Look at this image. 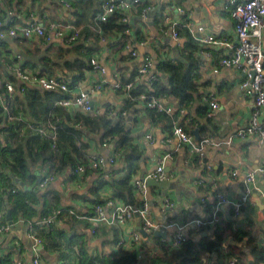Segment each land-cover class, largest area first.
I'll list each match as a JSON object with an SVG mask.
<instances>
[{"label":"crops","instance_id":"crops-1","mask_svg":"<svg viewBox=\"0 0 264 264\" xmlns=\"http://www.w3.org/2000/svg\"><path fill=\"white\" fill-rule=\"evenodd\" d=\"M142 1L141 5L130 14L131 33L126 37L120 33H106L103 24L97 26L103 30L105 41L102 42L94 29V17L100 12L103 0H0V20L7 23L11 17H15L13 22L17 25H25L34 20L50 30L51 25L64 22L75 25L80 31L78 41L70 46L56 39L50 46L52 48H49L36 37L31 39L18 37L11 42L5 41L6 45L0 47L2 53L0 82L11 80V77L17 82L11 71L17 55L26 53L28 56L38 58L46 49L45 55L39 60V65L29 60L26 61V65L35 71L46 69L49 74L67 78L72 82V95L81 91L90 92L93 106L92 112L85 113L76 105L64 108L58 102L55 103V107L63 109L65 120L57 114L53 115L50 119V129L44 124H39L36 117L33 118L29 106L19 107L18 100L15 99L11 103L10 110L3 109V116L10 121H16L10 119L17 118L12 111L14 107V111L21 110L18 111L19 114H24L29 121L50 130L55 138L58 126L52 119L57 123L64 121L72 125L68 119L73 120L82 113L94 118H103L112 126L121 123L129 137V144L135 146L140 154L138 170L133 175L132 181L151 174L156 169L161 155L166 153L172 155L165 169L169 187L161 189L149 186L146 193L155 222L168 225L188 224L193 220L210 221L213 213L204 206L202 199L206 198L213 203L214 194L220 192L229 201L219 207L216 213L217 221L214 224L204 227H195V224H191L187 227L185 234L189 237L188 243L193 242L196 246L195 251L200 253V260L191 264H224L234 257L242 264H264L258 257L259 252H264V211H261L254 202L251 189L254 185L264 204V180L261 175H258L255 183L250 184L252 195L249 201L243 204L239 216H235L233 205L245 195L247 190L245 175L264 165V141L256 136L243 139L235 135L251 125L255 113H259V122L264 125V108L256 107L252 98L244 96L240 88L243 79L241 72L220 66L221 59L230 55L232 49L225 45L200 41V38L205 39L208 35H214L231 45L237 42L235 21L223 10L226 0ZM144 6L154 7V12L142 17L141 10ZM166 16H171L173 21L181 23L178 29L180 34L178 41H175L166 30L164 25ZM199 27L205 28V33L200 34V38L197 36ZM146 39H149L148 43L140 46L139 42ZM188 41H192L194 45L189 49L186 48ZM128 44L131 49L126 48ZM79 46L88 50L91 59L95 58L103 65L106 73L94 71L91 63H88L89 68L84 70L83 79L77 81L76 78L80 75L78 71L75 69L68 71L63 64L66 60L71 61L77 56L74 49ZM60 49L72 52L64 59L61 57ZM131 50H136L138 55L132 56ZM188 55L191 59H187ZM145 56L152 58L155 63V73L162 81H167L169 75H161L159 70L161 63L180 62L184 65L185 71L194 69L196 92L189 105L182 106L179 99L160 93L148 96L155 98L165 107L172 108L174 114L169 115L149 109L147 101L141 97L144 94L131 100L130 94L134 86L145 85V81L138 75ZM47 59L58 62L61 67H56L53 71L48 70L44 66ZM131 78L133 82L128 83ZM119 81L124 85L132 84V89L129 92L115 90L114 85ZM98 85H102V89H96ZM212 101L218 104L217 109L211 107ZM181 110H184V113H181ZM152 112H157L158 115ZM37 113L44 118L41 108H38ZM176 124L182 125L189 134L198 129L201 139L212 137L219 145L208 146L205 157L201 158L192 153L188 147L179 144L173 134ZM52 127H55V131ZM75 128L83 131L82 141L90 147L87 155L111 157L116 153L119 157L116 165H106L98 170H92L86 165V173L76 180L71 177L72 168L69 166L62 171L53 172L49 165L38 163L31 165L30 175L20 178L16 177L8 167V163H12L13 159L9 157L10 161L7 162L0 156V227L10 228L8 232L0 233V264L19 262L31 264L33 241L27 232L31 226L34 227L36 236L44 241V248L40 253L43 264H85L89 258L119 259L131 252L135 255L141 254L145 262L153 264V261L162 259L166 254L181 251L188 243L180 250L170 249V241L175 230L161 232L163 234L154 232L144 236L141 219L137 216L123 228L103 227L93 234L92 225L88 221L78 220L66 214L59 224L53 226L63 234L59 236L56 232L52 238H45L42 235V229L38 227H44L39 226L38 223L43 217H47L41 216L44 204L42 195H47V203L55 197L58 198L60 204L56 209H71L78 214L90 216L96 205L94 201H102L99 202L101 204L107 198L116 197L111 183L122 179L128 172L125 162L126 150L118 149L114 143H110L107 148L102 146L104 141L102 135L105 130L95 132L82 123L76 124ZM4 135L0 133V136ZM148 136H152V139H148ZM232 137L230 146L224 144ZM1 140L3 141V137ZM208 167H211V170ZM235 170L239 172L237 177L232 176ZM48 175L55 176V180L44 189L36 188L38 180ZM30 176H35V179L32 181ZM10 180L14 185L12 192ZM104 182L106 184L102 188L95 190ZM18 192L26 193V196L20 197ZM31 193L38 198L36 205L31 204L36 210V213L31 212L32 215L29 213L30 209H25L23 212L20 208L24 199L32 200ZM134 195L136 203H139L142 197ZM165 198L174 201L176 204L174 210L162 211ZM56 209L53 208V212ZM217 227L225 231V239L220 247L209 251L206 247L210 241H213L214 229ZM45 229L49 230V228ZM136 232L141 233L142 236L140 251L136 252V249L127 244L128 242L122 248L117 247L120 240H129L130 235ZM241 232L246 233L243 240L239 239Z\"/></svg>","mask_w":264,"mask_h":264},{"label":"built area","instance_id":"built-area-1","mask_svg":"<svg viewBox=\"0 0 264 264\" xmlns=\"http://www.w3.org/2000/svg\"><path fill=\"white\" fill-rule=\"evenodd\" d=\"M67 4L65 1H62ZM142 0H103L101 4L100 12L94 17L95 30L101 41L104 42L105 38L103 36V30L100 26L107 23L113 16L117 14L121 16V23L128 26V29L122 33L124 37L131 33L129 28L131 17L130 14L138 6L141 5ZM68 5V4H67ZM154 7L144 6L141 10L142 17H147L154 12ZM224 12L228 13L232 19L235 21V29L237 34V42L234 45L228 44L227 42L218 39L214 35H208L205 39L200 38L201 35L205 33L204 27H199L197 36L200 41L205 43H212L216 45H225L232 49L230 55H226L220 61V66L224 69H234L243 75L241 90L244 96L252 98L256 107L264 108V49H263V29H264V0H226L223 6ZM15 17H11L10 21L0 20V43L7 41V39H16L18 37H24L27 39L38 38L41 40L44 46L50 47L56 39L64 42V45H74L80 36L79 29L73 24L58 23L53 24L50 30L46 28L45 25L39 24L37 21H30L25 25H17L13 22ZM12 19V20H11ZM164 25L175 41L180 39V34L178 29L181 27L179 21H173L171 16H166L164 19ZM52 30V31H51ZM149 39L140 41V46H145ZM127 49H131L128 44ZM132 56H137L136 50H131ZM14 64L11 66V71L14 73L17 82L12 80H4L0 82V108L4 111L10 110L11 103L15 99L16 94L25 95L30 89H42L50 92L60 91L69 97L64 98L59 101L58 104L64 108L76 105L80 110L85 113H90L93 111V106L91 102L90 92L81 91L75 95L71 88L72 82L67 78L57 77L55 75L45 73L42 71H35L31 67L26 65V61L22 55H17ZM91 65L93 70L99 73H106V68L101 65L95 58L91 59ZM155 63L150 56H145L143 58L142 64L139 69V76L145 85L149 89H153L156 82L159 81L158 76L154 70ZM132 84L124 85L119 81L114 85L115 90H125L129 92L132 89ZM96 89H102V85H98ZM72 95V96H71ZM142 99L147 101V107L149 109L155 110L159 113H166L173 115L174 111L172 108L165 107L161 102L157 101L155 98H150L146 94L141 96ZM211 107L213 109L218 108V104L215 101L211 102ZM184 113V110H181ZM10 119H16V121L21 125H24L21 129L20 136L25 137L28 131L38 132L41 136L48 139L53 143V147H56L55 137L51 135V131L47 130L45 127L38 126L37 123H33L24 117V114H19L17 118L11 117ZM80 126V125H78ZM3 125L0 124V132L2 131ZM55 131V127H52ZM173 134L179 141L180 145H184L189 148V150L204 158L206 155V149L208 146H218L215 139L212 137H206L200 140H196L192 134H189L186 129L180 125L176 124L173 129ZM249 136H256L261 141H264V125L259 122V113H255L252 117L251 125L239 131L235 137L246 138ZM148 139H152V136H148ZM233 137L228 139L224 144L230 146L232 144ZM110 143H114V140H106L102 143L104 148H107ZM117 151V150H116ZM118 152V151H117ZM118 154H114L111 157H105L98 154H88L86 161H81L77 167L71 170V177L73 179H78L86 173V165H89L92 170H98L106 165H116L118 160ZM172 159L170 153L161 155L157 161L156 169L149 175L142 178L134 179L133 191L134 194L142 197L139 203H126L125 201L111 197L104 200L101 204H96L93 210V214L81 215L71 209L59 208L56 209L51 216L43 217L38 225L44 228H51L59 224L61 218L66 214L78 219L86 220L92 225V233L96 234L100 228H123L126 223L134 219L135 216L141 219L142 232L146 234L154 232H165L168 230H175L171 241V250H180L183 246L188 243L189 237L185 234L187 227L191 224H195V227H204L214 224L217 221L216 213L222 204L229 203L228 199L224 197L220 192L214 194V202L210 203L206 198L202 199L204 206L208 207L212 211L213 216L210 221L203 220H193L188 224L171 223L168 225H162L154 221L152 213L150 211L149 204L146 199V193L149 187V181L155 180L158 182L167 181L166 165L167 162ZM211 170V167H208ZM239 175L238 170L233 171L232 176L237 177ZM258 175H261L264 180V165L251 171L245 175V183L247 185V190L245 195L240 199L239 202L234 203V213L235 216L241 214V209L243 204L247 203L252 195L250 189V184L255 183ZM55 180V176L48 175L45 178L40 179L38 189H44ZM204 181H202L203 183ZM175 203L171 198H165L162 211L174 210ZM264 211V210H263ZM9 227H0V233L8 232ZM28 236L32 239L33 244L31 246L32 250V260L31 264H43L41 259V251L44 248L43 239L36 236L34 227L27 231ZM122 239L118 242L117 247L122 248L127 243L131 248L136 249V252L140 251L142 246V236L141 233L136 232L130 235L129 240ZM18 264H25L19 262ZM93 264H99L94 261ZM134 264H150L145 262L144 257L141 254L136 255V262ZM224 264H242L238 258H232L225 262Z\"/></svg>","mask_w":264,"mask_h":264},{"label":"trees","instance_id":"trees-1","mask_svg":"<svg viewBox=\"0 0 264 264\" xmlns=\"http://www.w3.org/2000/svg\"><path fill=\"white\" fill-rule=\"evenodd\" d=\"M102 26L106 33L122 34L128 29L127 25L121 23V16L118 14L113 16ZM85 31H87V29ZM137 38L141 39L142 37ZM5 45V41L0 43V47ZM190 46H194L192 41H188L186 48L189 49ZM74 50H76L77 56L71 61L66 60L63 66L68 71H72L74 69L77 70L80 74L76 78L78 81L83 79L84 70L89 68L88 63H91V55L83 46L75 47ZM60 51L62 54L61 57L64 59L72 52L71 50L67 49H60ZM0 56H2L1 51ZM187 59H191L189 55L187 56ZM44 66L51 71H53L56 67H61L58 62H54L51 59L45 60ZM159 70L162 73L161 75H169L168 80L162 81L160 79L159 82L155 83L153 89L147 88L146 85H135L130 94L131 100L141 96L142 94L152 96L160 93L179 99L182 106L189 105L193 101V94L196 92V84L194 82L193 75L194 69L191 68L185 71L184 65L182 63L167 61L159 65ZM11 80L15 82L12 77ZM127 82H133L132 78ZM74 83H76V81ZM67 97H69V95H65L60 91L50 92L42 89H30L25 95L16 94L15 100H18L17 102L19 107L29 106L32 111L31 115L33 118L36 117L38 119L36 121H39V124H44L46 128L50 129V119L53 115L57 114L60 117H63V120H65L63 109L60 107H55L54 104ZM38 108L42 109L44 118L40 117L37 113ZM12 111L15 114V117H17L19 114L18 111L21 110L14 111V107H12ZM152 113L156 114L157 112ZM156 115H158V113ZM52 120L58 126L55 132L57 134V137L55 138L56 147H53V143L51 141L44 138L35 131H28V135L26 137L20 136L21 129H23L25 126L22 124L20 125L17 121H10L5 118L3 116V109L0 108V124L3 125L2 131L0 133L5 134L4 136H0V156L7 162L10 161L9 157L13 159L12 163H8V167L16 177L22 178L24 176L30 175L31 165L38 163L49 165L50 170L53 172L62 171L68 166L72 169L77 167V165L81 162V158L85 160L87 152L90 148L88 144L82 141L83 131L75 128L76 124L82 123L83 126L90 128L95 132L105 130L104 134L102 135V141H112L115 138V144L117 145V148L126 150L125 162L128 166L127 175L120 180H114L111 183V186L113 187L117 198L125 201L126 203H136L132 177L138 170L140 154L138 153L135 146L129 144V137L123 130L121 123H118L116 126H112L110 122L103 118H94L89 114L87 115L82 113H79L73 120L70 118L68 119L72 125L64 121L57 123L55 119ZM2 137L3 141L1 140ZM29 178L33 181L35 176H30ZM5 179L9 180L8 177H5ZM9 183L12 192L14 185L11 180ZM105 184V182L100 183V186L96 187L95 190L98 191ZM31 194H33V196H31L33 197L32 200L29 201L30 199H27L26 201L24 199L21 202L22 205L20 207L23 212L25 209H30V215H32L31 212L36 213V210L31 207V204L35 203L36 205L38 203V198L34 196L35 194ZM18 195H20V197H24L26 196V193L24 194L22 192H18ZM46 197V194L41 196V199L44 201L41 216H48L52 214L53 208L56 209L60 204L59 199L56 197L51 202L48 201L47 203ZM99 202L102 201H94V204H99ZM38 229H42L41 233L43 236H45V238H52L56 232L59 236L63 234V232L58 231L54 227L49 230L39 227ZM245 237L246 233L241 232L239 234L240 240H243ZM224 239L225 231H221L220 228L217 227L214 229L213 241H210L206 248L209 251H213L222 245ZM195 247L196 246L193 242H189L181 251H173L169 254H166L162 259H156L153 261V264H191L193 262H198L200 260V253L195 251ZM258 257L260 261L264 262V252H259ZM94 261H97L100 264H133L136 262V255L131 252L124 254L119 259H110L108 257H100L96 259L89 258L85 264H93Z\"/></svg>","mask_w":264,"mask_h":264},{"label":"water","instance_id":"water-1","mask_svg":"<svg viewBox=\"0 0 264 264\" xmlns=\"http://www.w3.org/2000/svg\"><path fill=\"white\" fill-rule=\"evenodd\" d=\"M7 41L11 42L12 40L11 39H7ZM45 52H46V49L44 50L42 56L45 55ZM22 56L24 57L25 61L29 60L31 62L36 63L37 65H39V60L42 57V56L41 57H38V58L37 57H32V56H28L26 53H23ZM42 72H46L47 73L48 71L46 69H43ZM191 134L193 136H195L196 140H200L201 139L198 129L193 130L191 132ZM39 182H40V179L38 180V182L36 184L37 187L39 185ZM148 184H149L150 187H159L161 189H167L169 187V182L168 181L158 182V181H155V180H150ZM263 186H264V182H263ZM251 189L253 191V199H254V202L260 207V210L263 211L264 210L263 200L261 199V197H259L258 191H257V189L255 188L254 185L251 186ZM137 217H138V215H137ZM9 218L11 219V217H9ZM142 234L144 236L147 235L144 232H142ZM159 234H163V233H160L159 232ZM176 264H179V263H176Z\"/></svg>","mask_w":264,"mask_h":264}]
</instances>
